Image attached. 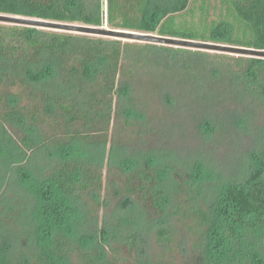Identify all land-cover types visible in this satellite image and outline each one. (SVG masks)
<instances>
[{"label": "trees", "instance_id": "trees-1", "mask_svg": "<svg viewBox=\"0 0 264 264\" xmlns=\"http://www.w3.org/2000/svg\"><path fill=\"white\" fill-rule=\"evenodd\" d=\"M0 13L264 50V0H217L213 5L210 0H0ZM152 87L171 106L175 98H248L264 105V57L0 23V128L9 137L6 123L28 121L29 133L21 137L20 147L63 153L46 174L19 171L34 202L36 229L30 231L31 243L23 238L27 251L20 257L12 254V236L0 231V264H72L74 253L83 264H119L120 249L127 247L132 254L142 224L169 248L177 235L170 221L178 216L192 237L194 254L187 264H264L263 174L224 184L209 196L211 187L196 178L202 163L189 177L169 164L175 174L173 193L186 194L169 211L156 156L146 157L143 165L134 158L115 164L111 156L105 174L99 161L75 153L84 144L104 145L105 130L95 126L111 114L112 98H118L123 122L151 125L155 118L147 116L140 98H148L145 89ZM203 111L200 128L210 136L227 126L247 127L240 118L232 120L229 111L222 114L224 122L209 107ZM260 133L264 136V126ZM16 163L13 159L11 166ZM112 168L123 185L112 178ZM107 193L121 197L124 212L141 205L146 220L136 224L130 216H119L100 222L99 208L110 203ZM86 196L96 208L88 206ZM11 208L6 214L13 213ZM85 213L94 219V229L84 224ZM186 241L178 242L184 254L190 250ZM140 257L137 264H158L149 255Z\"/></svg>", "mask_w": 264, "mask_h": 264}, {"label": "rangeland", "instance_id": "rangeland-1", "mask_svg": "<svg viewBox=\"0 0 264 264\" xmlns=\"http://www.w3.org/2000/svg\"><path fill=\"white\" fill-rule=\"evenodd\" d=\"M210 1L212 5L217 2V0ZM210 12L212 14L213 10ZM199 14L200 9H198L196 13V20ZM186 17L189 19L191 18L190 15ZM0 23L8 25L16 24L1 21ZM72 24L82 25L80 23ZM104 27L109 28L106 25ZM43 29L62 31L46 27H43ZM79 34L118 39L106 35ZM120 40L139 42L127 38ZM207 51L211 53L228 54L230 56L243 55L215 50ZM127 66H129V64H127ZM139 67L143 68L142 65ZM142 70L143 69H140V71ZM130 76L131 75L122 74L121 78L124 79L128 77L134 80L135 83L141 80L137 75L133 77ZM144 76L148 81L152 80V75L148 76L144 74ZM153 88L154 87L149 90L145 89L148 98H140V104L146 108V112L148 113L147 116H151L153 119L155 118L154 122L151 121V125L147 127H137L136 124V126H134L132 124H126L125 121L123 122V109L120 106L118 98H112L111 104L113 109L111 114L107 115L109 118L105 117L106 120L104 122H98L95 126L99 131L100 129L103 131L105 130L106 142L104 145L100 142L98 143V141L94 144H82L81 151H76L75 153L81 154L85 156V158L90 156L91 159L97 160V162L99 161L104 165L105 174L110 173L108 169H110L109 159L111 156L112 163L114 162L115 164H121L125 158H134L133 160H137H135V163L139 165H143L147 162L146 157L150 159L156 156L158 164L161 165L159 166L161 167L160 170L164 177L163 183L169 197L167 207L169 211H172V207L177 200H182L186 195L182 193V196H178L179 194L173 193L172 185L175 174L169 171L167 167L169 164L175 167L176 170L185 172L187 176H190V174H194L198 161L202 163L204 169L202 168L199 171L196 178L205 179L203 181L205 185L211 187H208L211 189L209 196H212V191L214 189L217 190L218 187L224 184L231 182L245 183L248 178L254 175H264V136H261L260 133V128L264 126V105L248 98H244L243 100L238 98H226L219 102L213 100L210 102L209 100L211 98H175L176 104L171 106L170 104H166L163 98L154 93ZM12 90L17 92L19 88H12ZM143 91L144 90H142V92ZM136 99L138 100V98ZM203 106L209 107L210 113L212 112L214 117L221 122H224L223 113L229 111L232 113V120L240 118L244 120L248 128L246 127L243 129L241 127L236 128L234 126H227L217 129L215 133L210 136L204 133L202 128H200L202 117H205V112L203 111L205 107ZM6 128L10 134V138L4 134L0 128V187H2L1 192L5 194L3 200L0 198V231H7V234L12 236L15 243L12 254L20 257L27 251L25 247L26 244L22 245V240L24 238L27 243H31L32 236L30 235V231L34 228L36 229V225L33 223L32 217L34 202L31 194L28 193L20 183L19 171L24 168L31 169L32 171L35 170L36 174H46L50 167L59 162L61 154L63 153H57L54 148L45 152L43 150L34 151L20 147L18 144L21 142V137L29 133L30 123L28 121L22 119L14 120L6 123ZM31 132L32 131H30V133ZM103 134L104 132L98 134L101 135L99 136L100 139ZM13 159L17 162L15 166H11ZM258 164H261V168H259ZM257 165L259 169H257ZM114 167L116 166L114 165ZM118 173V170L113 169L111 172L112 178L123 185ZM110 193H107L108 196L106 195L107 200L108 198L110 199L109 205L107 207L101 206L98 210L97 217L100 222H104L106 217L108 219H118L119 216H130L132 218L131 220L135 221L136 224L146 220V216H142L144 213L141 205L138 206L140 208L134 207L124 212L120 207L121 197ZM87 200L89 207L96 208V204L89 201L91 198L87 197ZM12 206L15 208L13 213L11 215L6 214L5 210H12ZM3 207L4 209H2ZM120 209L121 213L118 212ZM86 214L88 213L84 215ZM88 215L84 224L94 229V219L90 214ZM65 216H67L66 219L70 223L72 218L69 217V214H65ZM178 217H173L170 221L177 229V235L175 236L176 241H174L172 245L170 244L169 248H165L159 243L152 229L142 224L143 232L137 245L132 250V254L127 247L120 249L119 264H137L136 259L139 258L141 254L144 258L149 255L151 260L157 261L158 264H187L186 258L191 259V256L194 254L192 237L188 226L185 225L186 223L184 224V220H178ZM189 224L192 225V223ZM185 238H187L186 246L190 249L187 251V254L181 251L178 243ZM139 249H141L142 252H140ZM72 264H83L77 253H74L72 256Z\"/></svg>", "mask_w": 264, "mask_h": 264}, {"label": "water", "instance_id": "water-1", "mask_svg": "<svg viewBox=\"0 0 264 264\" xmlns=\"http://www.w3.org/2000/svg\"><path fill=\"white\" fill-rule=\"evenodd\" d=\"M1 22L16 23L19 25L34 26V27H46L51 29H57L62 31L85 33V34H97L115 37L118 39H132L137 41L156 42L161 44L183 46L189 48H197L202 50H215L228 53H239L249 56H261L264 57V50L251 49L241 46L214 43L209 41H199L190 39H180L175 37L159 36L151 33H141L120 29H110L106 27H95L89 25H76L67 22L49 21L45 19L29 18L16 15H9L0 13Z\"/></svg>", "mask_w": 264, "mask_h": 264}]
</instances>
